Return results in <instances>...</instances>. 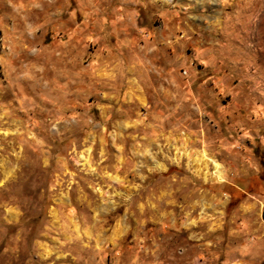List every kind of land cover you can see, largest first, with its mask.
Listing matches in <instances>:
<instances>
[{"label":"rangeland","instance_id":"1","mask_svg":"<svg viewBox=\"0 0 264 264\" xmlns=\"http://www.w3.org/2000/svg\"><path fill=\"white\" fill-rule=\"evenodd\" d=\"M263 212L264 0H0V264H264Z\"/></svg>","mask_w":264,"mask_h":264},{"label":"bare ground","instance_id":"2","mask_svg":"<svg viewBox=\"0 0 264 264\" xmlns=\"http://www.w3.org/2000/svg\"><path fill=\"white\" fill-rule=\"evenodd\" d=\"M211 160V159H210ZM212 161V160H211ZM214 167H215V170H214V174L218 177V178H221V173H220V170H219V167L216 163H214Z\"/></svg>","mask_w":264,"mask_h":264},{"label":"water","instance_id":"3","mask_svg":"<svg viewBox=\"0 0 264 264\" xmlns=\"http://www.w3.org/2000/svg\"><path fill=\"white\" fill-rule=\"evenodd\" d=\"M263 217H264V212H263Z\"/></svg>","mask_w":264,"mask_h":264}]
</instances>
